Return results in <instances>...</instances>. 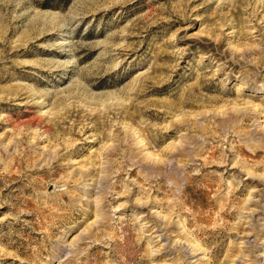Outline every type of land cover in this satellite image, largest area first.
Instances as JSON below:
<instances>
[{"label": "rangeland", "instance_id": "374dc122", "mask_svg": "<svg viewBox=\"0 0 264 264\" xmlns=\"http://www.w3.org/2000/svg\"><path fill=\"white\" fill-rule=\"evenodd\" d=\"M0 264H264V0H0Z\"/></svg>", "mask_w": 264, "mask_h": 264}]
</instances>
